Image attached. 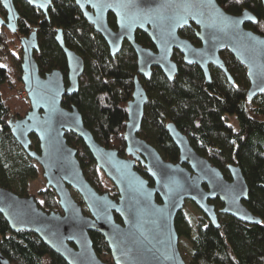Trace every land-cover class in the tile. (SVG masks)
<instances>
[{
    "label": "water",
    "instance_id": "95a60500",
    "mask_svg": "<svg viewBox=\"0 0 264 264\" xmlns=\"http://www.w3.org/2000/svg\"><path fill=\"white\" fill-rule=\"evenodd\" d=\"M21 1L47 19L54 0ZM73 1L83 19L101 36L112 58L124 42L129 44L136 56L137 75L146 81L152 68H158L173 82L178 67L172 56L177 51L186 66L200 69L206 83L211 82L212 66L233 85L219 54L226 50L245 68L247 101L264 93V35L245 28L246 24L257 23L249 11L232 15L216 0ZM261 4L264 9V0ZM0 8L5 13V20L0 16V25L15 33L19 16L13 0H0ZM109 14L114 17L115 29L108 24ZM185 28L193 29L198 47L179 35ZM137 32L149 38L153 49L136 42ZM55 42L66 60V85L59 70L39 74L33 57L38 50L35 32L19 39L21 82L30 109L24 118L9 122V127L14 140L41 168L45 188L54 192L59 211H44L32 196H19L0 186V215L11 232L33 233L66 264H185L178 249L175 219L186 201L193 203L216 229L217 215L209 204L214 199L223 204L222 214L246 225L261 223L245 206L249 191L238 166L229 167L231 181H226L217 168L195 153L173 124L166 129L179 151L176 164L165 162L138 137L147 97L137 76L123 133L126 157L97 143L77 108L62 106L64 97L78 93L83 59L65 47L61 31ZM66 133L83 142L96 167L116 189V199L107 192L99 193L85 179L76 150L66 142ZM31 135L38 141V152L30 149ZM136 159H142L144 174L152 185L135 169ZM185 163L190 170L182 166ZM70 189L79 195L88 215L73 199ZM90 232L104 239L111 263L98 257ZM0 264H10L1 251Z\"/></svg>",
    "mask_w": 264,
    "mask_h": 264
},
{
    "label": "trees",
    "instance_id": "16d2710c",
    "mask_svg": "<svg viewBox=\"0 0 264 264\" xmlns=\"http://www.w3.org/2000/svg\"><path fill=\"white\" fill-rule=\"evenodd\" d=\"M216 1L232 15L251 12L257 23L246 24L245 28L264 35L261 0ZM13 4L19 16L16 32L0 27V186L19 196H30V184L40 177V167L14 140L9 127V122L24 118L30 109L26 96L18 95L19 89L23 88L18 39L35 32L38 50L34 51L33 57L39 74L43 76L59 70L66 85V60L55 42L57 32L61 31L65 47L77 53L84 62L78 93L64 97L62 106L66 109L76 107L95 141L117 150L121 157L126 156L123 133L137 66L134 51L126 42L118 55L110 56L105 42L83 19L73 0H54L47 11V19L21 0H13ZM0 15L4 16L1 8ZM108 24L115 28L111 14L108 15ZM179 35L193 45H199L192 29L185 28L179 31ZM135 40L139 45L153 49L145 34L137 32ZM15 45L18 51L13 50ZM219 54L233 86L215 68L211 69V82L206 83L200 69L195 65L186 66L177 51L172 56L178 67L173 82H169L158 68L152 69L149 81L138 77L148 98L140 134L161 149L165 160L173 161L176 149L165 130L166 121H169L188 139L213 150L215 161L217 158L221 164L231 161L241 169L248 186L246 208L261 220L258 225H246L224 216L219 218V228L216 229L206 223L201 214L195 217L188 233V230L181 229L178 214L175 219L177 234L181 237L183 233L190 240L188 264H264V93L248 102L249 82L245 68L226 50ZM226 116L236 118V134L225 127ZM65 139L76 150L85 179L96 191L108 192L115 199L114 187L105 188L108 181L83 142L71 133H66ZM30 141V149L38 152L34 135L30 136ZM214 165L221 169L217 162ZM136 170L147 178L141 169ZM221 172L229 179L228 172L223 169ZM149 184L152 185L150 180ZM38 195L40 199L35 201L39 207L48 212L58 211V202L51 189L44 187ZM115 219L120 221L118 217ZM89 235L99 258L110 255L99 234L90 232ZM0 251L10 264H66L33 233L11 232L1 215Z\"/></svg>",
    "mask_w": 264,
    "mask_h": 264
},
{
    "label": "flooded vegetation",
    "instance_id": "af4514ba",
    "mask_svg": "<svg viewBox=\"0 0 264 264\" xmlns=\"http://www.w3.org/2000/svg\"><path fill=\"white\" fill-rule=\"evenodd\" d=\"M1 16V15H0ZM2 17V19L3 20H5V13H4V16H1ZM115 21V20H114ZM0 27H2V28H5V29H7L5 26H1L0 25ZM115 29V28H114ZM187 29H192V28H187ZM193 30V29H192ZM194 33V32H193ZM22 38V37H21ZM20 39V38H19ZM200 45V44H199ZM199 45H194V46H196V47H198ZM183 61V60H182ZM184 63V62H183ZM212 68H214V67H212V66H210L209 67V71H210V73H211V69ZM153 69V68H152ZM215 69H217V68H215ZM219 72H221L219 69H217ZM221 74L225 77V75L221 72ZM178 75V74H177ZM203 75V74H202ZM137 76V79H138V77H141L144 81H146L142 76H140V75H136ZM135 76V77H136ZM152 76V75H151ZM134 77V78H135ZM210 77H211V74H210ZM151 78V77H150ZM176 78V77H175ZM225 79H226V77H225ZM139 80V79H138ZM150 80V79H149ZM148 80V81H149ZM227 80V79H226ZM140 82V81H139ZM228 82V81H227ZM140 84H141V86H142V83L140 82ZM233 85H234V83H233ZM232 85V86H233ZM142 88H143V86H142ZM143 90H144V88H143ZM145 91V90H144ZM145 94H146V92H145ZM146 97H147V95H146ZM147 100H148V98H147ZM147 102V101H146ZM146 104V103H145ZM145 106V105H144ZM143 115H144V112H143ZM232 119H233V121L235 122V125H233L232 123H231V121H232ZM143 120V119H142ZM168 124H171L169 121H166V124H165V130H166V132H167V129H166V126L168 125ZM224 125H225V127H228L230 130H231V132H232V134H236L237 132H238V122H237V120H236V118L234 117V116H226L225 117V119H224ZM141 128H142V123H141ZM141 128H140V131H141ZM177 129V128H176ZM140 131H139V133H138V137L139 138H141V139H143V137L141 136V134H140ZM167 134H168V137H169V139H170V141L172 142V144L174 145V147H175V149H176V152H175V157H174V159H173V161H170V160H165L166 158L163 156V154L160 152L161 151V149L158 147V146H156V145H154V144H152V143H149V142H147L145 139H143L147 144H149L150 146H152L158 153H159V155L161 156V158L165 161V162H171V163H173V164H176L178 161H179V151H178V149H177V147L175 146V144L173 143V141H172V139L170 138V136H169V133L167 132ZM184 135V134H183ZM185 136V135H184ZM186 137V136H185ZM187 138V140H188V143H189V145H190V147L195 151V153H197L200 157H202V158H204V159H206L212 166H214L215 168H217L220 172H221V170L223 169V170H225L226 172H228L229 173V167L230 166H236V165H234L233 163H231V161H227L225 164H221L220 162L221 161H219V159L217 158V161H215V156H214V154H215V152L213 151V150H208L205 146H203L200 142H196V141H192V140H190V139H188V137H186ZM126 157V156H125ZM165 158V159H164ZM142 160V159H141ZM140 159H136L135 160V169H137V168H139V169H141L143 172H144V170H145V168H144V165H143V163H142V161H141ZM214 162L216 163H218L219 164V166L221 167V169L220 168H218V167H216L215 165H214ZM182 166H184L185 168H187L188 170H190V167L185 163V164H182ZM222 173V172H221ZM223 175V174H222ZM223 177H224V175H223ZM224 179L226 180V181H231V177H230V175H229V179L228 178H226V177H224ZM186 202H189V201H186ZM185 202V203H186ZM215 203V204H213V203ZM191 203V202H190ZM191 204H193V203H191ZM209 204H211V205H213L214 206V209H215V213H216V215H217V219H218V223H219V218L220 217H226L227 215H224V214H222L220 211H221V209L223 208V204L218 200V199H214V200H211V201H209ZM194 205V204H193ZM185 206V205H184ZM195 206V205H194ZM196 207V206H195ZM203 215V214H202ZM204 216V215H203ZM205 217V216H204ZM205 220H206V223H208L209 224V222H208V220H207V218L205 217ZM180 239V238H179Z\"/></svg>",
    "mask_w": 264,
    "mask_h": 264
},
{
    "label": "rangeland",
    "instance_id": "374dc122",
    "mask_svg": "<svg viewBox=\"0 0 264 264\" xmlns=\"http://www.w3.org/2000/svg\"><path fill=\"white\" fill-rule=\"evenodd\" d=\"M16 45L14 46L13 50L18 51V46H16ZM19 51L21 53V50H19ZM3 64H4V62H3ZM18 95H19V97H25L26 96L25 95V91H24L23 88L19 89ZM231 123L233 125H235V122L233 121V119H232ZM106 180L108 181V184H105V188L108 189L110 187V185L111 186H113V185L108 179H106ZM44 187H45V180L42 177V171H41V168H40V177L30 184V188H29V192L28 193L35 200L39 201L40 198H39L38 192L40 190H42ZM70 193H71V196L73 197V199L82 206V210H83L84 214L88 215V212H87L86 208L84 207L83 203L81 202V198L79 197V195L73 189H70ZM114 193L116 195V189H115ZM109 195H110V197L112 196L111 194H109ZM116 197H117V195H116ZM58 211H59V207H58ZM201 214L202 213L193 204H191L190 202H186L184 208L179 213V215L181 216L180 217V221H179V223L181 224L180 225L181 229L183 231L188 230V233H189L190 232L189 228L191 227V223L195 220L196 216L198 217ZM179 238H180L179 241H178L179 252H180V254L182 256V259L184 260L185 264H188L189 259H190V252H189V248H190L189 242H190V240H189V238L185 237V235L183 233L181 234V237L179 236ZM100 259L102 261H104V262H107V263L111 262L110 255H101Z\"/></svg>",
    "mask_w": 264,
    "mask_h": 264
}]
</instances>
